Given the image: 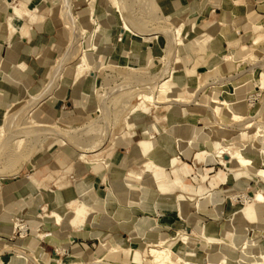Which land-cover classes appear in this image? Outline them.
Wrapping results in <instances>:
<instances>
[{
  "label": "rangeland",
  "instance_id": "rangeland-1",
  "mask_svg": "<svg viewBox=\"0 0 264 264\" xmlns=\"http://www.w3.org/2000/svg\"><path fill=\"white\" fill-rule=\"evenodd\" d=\"M6 1L0 0V10L3 13L5 12L3 14L5 16L8 11L5 5ZM21 1L24 2L26 10L24 14L20 15L21 18L23 17L21 22H24L25 27L28 29L40 30L45 21V23L48 24V28L46 29L49 32L47 36L48 43L44 45L45 47L34 48L32 45L33 39L37 35H34L32 39L30 34H28V42H24L27 47L26 50L24 52L19 51L15 58L8 59L7 53L8 50L12 48V44L10 39L7 40L6 37L2 36L4 34L0 32V84L3 83L2 86L0 85V89H3L5 85V87L7 86V90L10 86V88L18 91L20 94L18 99L15 97H10V99L4 95L2 96L0 93V126H2L0 134V189L2 186L6 185L12 186L14 182H18L17 184L20 185L25 182H32L37 187H46V197L48 198V201H45L46 203L54 202L55 204H61L60 201L62 198L64 199L61 193L66 191L64 190L65 188L68 187V189L74 190L75 185L77 187L78 183L88 181L93 187L92 191L94 198L99 200L97 205L98 210L104 212L103 201L107 189L110 187L108 181L109 177H111L112 170L116 169L120 171L121 175L124 177L126 173L120 166H116L118 164L114 162V158L118 156H123L125 158L127 154H132L133 145L141 139V137L139 138V132L144 128L148 129V125L155 124L158 127L162 113L173 110L177 113L178 111H182L183 107L190 109L183 114V118H186V120L192 123L194 126V133L199 132L204 125H208L211 128L209 138L220 139L221 141H219V144H222V142L229 144L244 142L238 136L240 127L229 119L227 110L226 112L223 110V113L220 112L221 115L219 118L216 117V120L222 123V125H217L215 124V118L211 115V111L207 106L211 104L210 89L207 84L223 76L216 72H206L191 78V83L189 82L185 87H178L174 82L173 75L176 69V63L181 61L185 52H189L192 48L185 50L180 44L170 43V39L173 36L172 23L180 22H177L164 12L165 6L163 0H119L118 2L129 26L137 31L145 33L149 31L157 32L156 37L153 38L159 36L157 44L150 49H146V54L141 58L142 60L139 59L137 61V64L134 66L135 68L113 66H106L103 68V65L112 63V60H116L123 64L127 58H118L114 53L112 55L110 50H104L100 55H95L94 51L86 50L92 42L100 47L105 44H117L120 47H126L124 42L131 34L122 36L121 41L117 40L119 38L118 28L120 26V20L115 5L111 4L112 0H93V2H91L92 0H60L54 3L45 2L44 6H41L42 8L37 7L36 17L32 21L27 19L26 16H34L35 8L39 0H33L31 5L24 0ZM42 9L49 12L52 19L46 18L44 20L40 18L39 15L42 14ZM92 17L94 20H92ZM1 20L2 25H4L5 18ZM96 22L99 23L100 27L94 36H91V32L97 25ZM6 23L8 25L7 19ZM64 25L69 29L70 34ZM81 29H85L86 31ZM181 34H183V41L185 43L187 41L189 42V38L185 34L183 27ZM131 37L143 43L142 39L136 38L133 35H131ZM193 44H201L202 46L196 49L195 45V49H192V55H195V51L201 52L205 50V41H201L200 39ZM81 49L86 50L87 54L93 56L92 61L97 65V70L92 73V77L91 73H88L84 77L74 80L75 66ZM252 55H255V58L252 60L264 59V55H258L256 53H252ZM252 60L248 57L245 58L240 69H245L246 65L250 64ZM6 63L8 64L7 68L5 67ZM19 64H22V66H19ZM57 64H61L62 66L58 68L59 70L54 69ZM54 70L58 74H56ZM8 73L11 74L10 80L7 75ZM51 76H53V78ZM50 78L54 84H51L49 95L44 97V90ZM167 78H169L170 81L168 83H163ZM157 85L166 89L165 96L161 99L160 103L156 104L152 101H144L137 98V93L139 92L151 93L153 96L157 95ZM199 85L202 88L196 91ZM227 86L232 87L229 84ZM227 86L221 90L213 89V91L218 92L217 95H220L221 98H225L228 94H225L223 91L229 92L226 90ZM186 89L189 94L185 93ZM249 89L248 87L245 91ZM236 91H239V89ZM101 94L104 95V99L102 100L101 96H99ZM36 95H39L40 98L42 96L43 98H41V100L40 98L34 100L37 104L32 108L31 113L28 114V105H30L31 101L33 102L32 97ZM75 95H78L79 100V106L77 104V107H75L72 101ZM258 95L259 96L256 97L257 100L254 101L252 106H248V101L241 102L249 109L247 113H242L243 115L250 116L256 114L264 101V90ZM62 98L63 100L61 103L57 104L58 99ZM217 99L218 97H215V100ZM168 100H171V102ZM172 100L178 101L173 103ZM95 106H97V110L94 108ZM133 107L137 109L132 110ZM84 108L88 109L86 113L83 112ZM176 110L178 111L176 112ZM62 111H65V113H62ZM77 111L84 114L78 115L76 113ZM190 111L194 112V116L189 115L188 112ZM244 111L246 110L244 109ZM255 119L257 121H264V111L261 115H257ZM127 121L133 123L130 129L127 128ZM37 122L45 126H39ZM53 126L57 128L55 132L50 129ZM47 129L49 131H47ZM252 130L253 128L248 129L249 134L252 133ZM220 131L221 133H219ZM149 134L152 136V138H150L151 141H154V145L158 146L157 138L159 133H155L152 129V132ZM202 141L203 140L200 139L199 143L202 144ZM194 142H196V140ZM86 143H99V149L95 153L93 151L87 153L85 159H89L88 161L83 158L79 159L78 155L80 153L78 145ZM259 146L258 141L250 140V143L242 152L249 158L256 157ZM149 148L151 149V146H149L147 150ZM203 149L205 150L206 148L200 145V150ZM174 159L176 158H173V160ZM151 160H153V154ZM198 166L204 165L199 164L197 167ZM227 166L229 167V165ZM262 167L264 168V165L260 163L253 165V168L250 169L253 177L249 179L244 188L230 189L228 192H224V195L221 194L224 201H222L223 212L220 215H217L213 210L214 204L210 202L209 196L211 191H207L208 189L197 196L185 194L187 202L191 205L197 204L198 201H204V205L202 206L203 209L201 208L202 211L200 208L197 209L193 207L190 209L191 213H193V217L198 222L197 224L199 225L202 220L205 219L214 222V224L218 226L233 209L243 206L244 200H242V196L235 197V199H233L234 201L231 200V196L241 193L252 196L253 190L264 187V182L261 181L257 175L252 173L255 168ZM221 168L228 172L226 166ZM243 168L248 169L249 167L243 166ZM38 169L40 171L34 174ZM63 169H66V172L63 173ZM65 173H69L71 177L65 178V175H68ZM146 174L149 173L146 172ZM212 174L214 173H211V175ZM130 179L133 180L132 177ZM68 180H70V182ZM187 182L194 183L195 185V182L190 179H188ZM222 186L223 185H221V187ZM124 187L125 185L122 181L120 190H124ZM110 192L113 193V191L109 190V194ZM138 195V192L135 193L136 200ZM135 198L131 197L128 198V200H133ZM109 199L110 205L114 210L121 208L113 196ZM118 199L120 203V195ZM121 199L124 200V197H121ZM126 201L127 199L123 203L127 204L125 203ZM262 205L260 209L261 212L264 213V203H262ZM50 210V206H47L45 213L48 214ZM67 210H70V208H67ZM116 214L117 211L114 213V217L118 218ZM0 215L3 217L7 216L5 218L8 219L9 223L14 224L18 220H20L21 223H24L23 219L28 220L26 213L23 214V219L7 211L1 212ZM99 215L101 217L104 215L102 218L103 223L109 222V215V217L104 213ZM142 216L147 215L137 213L132 220L137 221L138 218ZM262 222L264 223V221ZM120 225L123 227V224L120 223ZM261 225L264 224L250 223L245 227L246 236L256 232L254 242L257 243L258 247L264 244V230H262V233L259 231ZM188 226L189 230H191V226ZM41 228L42 227L37 228L38 234L42 233ZM119 228L120 229L116 230L121 234L122 228ZM123 228L128 229L127 224ZM71 229L75 230V227ZM184 230L187 231L184 226L177 230H171V232H169L170 235H167L168 240H171L172 237H176L177 233H181ZM37 232H34V234ZM259 234L261 236L258 237ZM24 236H30L27 227L26 232L22 233V237ZM18 237H20V235L17 231L14 232L13 229L8 239V242H10L9 244L13 246L12 243L16 241ZM150 237L152 238L153 236L151 235ZM230 237L231 233L227 236V239L230 240ZM37 240V238L34 239V242H37ZM106 240L107 239L103 240V243H106V245L100 251L98 250V246L101 239L99 241L96 240L94 244L88 245L86 249L81 246L83 252L77 259L73 258L72 255H65L67 259L62 260L60 259L61 254L55 257L47 256L45 260L43 259V262L44 264H54L52 261L60 259L62 263H69L73 260L87 263L92 261L94 257H102L104 261L110 264H130L133 253L137 251L142 256L140 264H150L147 255L146 237L140 236L138 240L131 239V242L127 243L126 247H122L125 250L112 249V251L108 250V246L110 245ZM241 246L242 242L239 239L237 243L234 241V243L228 245L226 248L227 250L225 249L223 252L227 257L236 259L239 257ZM173 250L186 251L191 249L188 247L185 248V245L178 244L173 246ZM2 251V254L8 253H6V251H8L6 249ZM74 252L75 250L70 251L69 255ZM63 253L67 252L64 251ZM194 253L195 255L197 253L196 259L199 261L202 251L195 250ZM220 256L221 254L219 253L210 256L211 262L217 263ZM137 257L136 253L135 260ZM192 258L194 259V257ZM49 260L50 262H48ZM0 264H2L1 261ZM26 264L28 263L26 262ZM33 264H36V262H33Z\"/></svg>",
  "mask_w": 264,
  "mask_h": 264
},
{
  "label": "crops",
  "instance_id": "crops-1",
  "mask_svg": "<svg viewBox=\"0 0 264 264\" xmlns=\"http://www.w3.org/2000/svg\"><path fill=\"white\" fill-rule=\"evenodd\" d=\"M24 1L29 5H31L33 2V0ZM57 1L60 0H39L35 8L34 16H26V18L32 21L36 17L37 7H43L45 2L54 3ZM163 3L165 6L164 12L177 22L183 24L184 32L189 38L190 43H194L200 39L201 41H205L204 51H195V55H192L191 49L189 52H185V55L182 57L181 61L176 63L173 80L177 86L185 87L190 81H192L190 80L191 78L206 72H216L219 75L224 76L223 78H229L238 74L234 79L233 86H227L226 90L229 92H223L225 94L227 93L229 98L232 97L238 99L240 101L239 104L243 107L241 112L247 113L249 109L241 102L248 101V97L251 94H256V91L260 93L264 90L255 87V82L257 79H263L264 75L259 74L258 77L252 75V70L249 69V64L246 65V70H244L242 73H240L239 70L244 63L245 58L248 57L250 60L255 58V55H252V53L264 55V0H163ZM7 9L8 11L6 12V16L3 15L5 12L3 13L0 10V32L4 34L2 36L6 37L7 40L10 39L12 44V48L9 49L7 53L8 59L15 58L19 51L24 52L26 50L27 47L24 42H28V34H30L32 39L34 35H37V38H34L35 41L33 39L32 45L34 48L45 47L44 45L48 43L47 36L49 32L46 30L48 28V24L44 21V25L40 30H33L31 28L28 29L25 27L24 22H20L22 30L9 28L6 23V19L12 13V11L9 8ZM41 12L42 14L39 15L40 18H43L44 20L46 18L52 19V16L49 12L43 9ZM235 14L241 15L243 18L236 28L229 26L228 22L229 19ZM4 18L5 23L2 25L1 19ZM92 20H94L93 17ZM254 26H256V29ZM64 27L69 33V29L65 25ZM96 32L92 31L90 35L94 36ZM158 37L151 39L149 42L145 39H142L143 43H140L137 41V39L131 37L130 35L124 42L126 47H120L117 44H105L102 47L97 46V44L93 42L91 44L96 46V51H94L95 55H100L104 50H110L111 54L113 55L114 53L118 58H127L123 64L116 60H112V63L103 65V68L106 66L125 68L128 67L129 64L136 65L139 59L142 60L141 58H143L144 54H146V49H150L152 46L157 44ZM201 46L202 45L199 44L196 45L195 48L199 49ZM19 66H22V64H19ZM5 67H8L7 63L5 64ZM7 75L10 80L11 74L8 73ZM92 76L93 75L91 74V77ZM2 84L0 85L2 86ZM246 86L250 88L247 91H245V89L248 88ZM6 87L4 85V88L0 89L2 96L4 95L7 98L15 97L17 99L20 97L18 91H15L9 86L7 90L10 92H8ZM237 89H239V91H236ZM185 93L189 94L187 89ZM209 93L214 97H218V99H224L221 98L220 95H217L218 92L212 93L210 90ZM62 100L63 98L58 99L57 104L61 103ZM72 101L75 107H77V104L79 106L78 95H75L72 98ZM214 106H216L221 113H223V110L226 112L225 106H220L219 104H214ZM94 108L97 110V106ZM244 109L246 111H244ZM188 110L190 109L183 107L182 111L176 110V112L178 111L177 113H175L174 110L166 111L161 114V121L160 124H158V127L155 124L148 125V129L144 128L141 132H139V134L143 132L151 133L153 129L155 133H159L157 138L158 146H155L154 141H151V139L150 142L152 143V149L154 150L153 161L159 166L160 172L155 173L154 167L149 165L151 163L150 160H146V157L140 154L138 149V143L140 139L133 145L132 154H127L125 158L123 156L114 158V162L118 164L116 166H120V168L126 172L125 177L123 176V183L125 185L124 190L115 192V197L117 198L118 204L121 208L114 210L112 206L108 207L105 196L103 201L104 212H100L97 208L99 200L94 198L93 194L91 195L92 200L89 206L92 210L98 212L99 214H105L106 211H113L115 213L117 211V220L109 219L108 223H103V219L101 217L97 222H92L90 219H84L82 222L79 221L78 224L75 223L70 210H67V208L71 209V207L80 199V194L76 188V185L74 190L68 189V187L64 189L66 191L61 193L64 197V199L62 198L60 201L61 204H55L54 202L46 203L45 201H48V198L46 197V187H37L32 182H25L24 184L22 183L23 185L17 184L18 182H14L12 186H2L0 189V213L7 211L13 215H18L20 218H22L23 214L26 213L28 217V220L22 219L30 236L18 237V239L12 243L13 246L24 247V249H22L26 254L29 253L28 255L32 257L36 256V261H38L39 264H44L43 259L45 260V257L47 256L54 257L55 250L59 255L62 254L60 256V259L62 260L67 259L65 255H72L73 258L77 259L83 252L81 246L86 249L88 245L94 244L96 240L99 241L100 239L101 241L98 246L99 251L106 245V243H104V246H101V244H103V240L105 239H107L106 241L110 245L108 246V250H125L122 247H126L127 243L131 242L130 240L136 236V227L138 226H141L143 230L142 236L144 238L146 237V244L148 240H165L168 239L167 235H170L169 232H171V230H177L182 226H184L185 229H189L188 225L190 224L181 215L182 211H185L188 215L190 214L195 220L190 209L193 207L201 209L204 205L203 201H199L197 204L191 205L187 202L185 194L197 196L207 189V191H211L209 196L210 202L214 204L213 210L217 215H220L223 212L222 201H224V199L221 197V194L224 195V192H228L230 189L244 188L249 179H252L253 177L250 172V169L253 168V165L257 163H260L261 165L264 164L257 154L256 157H251L252 165L249 166L248 169L241 167L238 162H236L234 159H231L229 154L223 155L226 165L220 163L219 158L215 156H209L204 159L197 158L196 153L200 151V145L206 149H210L211 144H219V142H217V140H203V143L201 144L199 143L200 139H198L196 142L193 141L190 143L188 141L190 137L188 134H184L183 137H180L175 133L174 128L176 124L188 123L192 125V123L186 120V118H183V114H185V112ZM86 111H88V109L84 108L83 112L86 113ZM62 113H65V111H62ZM76 113L78 115L84 114L80 111H77ZM188 113L190 116H194V112L190 111ZM127 124L128 129L133 126V123L130 121H127L126 125ZM219 133H221V131ZM161 135H164V138H160ZM173 158H176L177 160L174 165H172ZM110 164L113 166L111 162ZM199 164L204 166L197 167ZM183 165H185L187 174L181 176L179 175V169L183 168ZM227 165H229V167ZM223 166H226L228 172L221 168ZM39 171V169L36 170L34 174L38 173ZM62 172H66V169H63ZM146 172L149 174H146ZM211 173L214 174L211 175ZM65 174H68L65 175V178L71 177L69 173ZM131 177L133 180L130 179ZM142 177L148 180V183L141 187L140 178ZM188 179L195 182V185L194 183H188ZM68 181L70 182V180ZM221 185L223 186L221 187ZM137 192L139 193V197L137 196L138 201L135 198V193ZM106 193L109 194V192ZM110 195H114V192L110 193ZM119 195L120 203L118 199ZM121 197H124V200H122ZM131 197L135 199L128 200V198ZM125 198L127 199L125 202L127 204L123 203L126 200ZM213 198H215L214 201ZM180 202H182L184 205H182ZM43 206L46 207V210L47 206H50V212L54 211L61 215V221L56 222L53 217H39V212L46 216H48L50 213L49 212L46 214L45 212L41 211ZM262 206V204H255L252 202L251 210L253 214H251V216L247 215V210L245 207H243V209H245L239 214L240 220L237 227L243 228L250 223L264 224L262 222L263 220L261 219L264 216V213L261 212L260 209ZM137 213H142L147 216H142L138 218L137 221L132 220L135 218V214ZM5 217L7 216L3 217L0 215V261L2 264H26V262L28 264H33L31 259L23 260L21 258L14 263L13 251H6V253L8 252L7 254H2V250H4L3 247L5 245H10L8 239L15 226L14 223H9L8 219ZM140 220H144V222L142 223ZM119 221L123 223V227L127 224L128 229L123 228ZM222 223L216 226L214 222L203 219L199 225L197 224V226H199L201 229L211 231L212 234H217L218 228ZM190 226L192 228V225ZM39 227H42V233L40 234L37 232V228ZM74 227L75 230H72L71 228ZM119 227L122 228L121 234H119V232L116 230L120 229ZM34 232L37 233L34 234ZM260 234L258 237L261 236ZM151 235L153 236L152 238L150 237ZM248 237H251V235ZM36 238L38 240L37 242H34V239ZM138 239H140V236L134 240ZM239 239L241 240L240 237L236 238L235 242L237 243V240ZM119 245L121 248H119ZM59 248H63L62 253L58 251ZM74 250L75 252L69 255V252ZM195 250L198 251L200 249L196 248ZM195 250L190 251L194 253ZM64 251L67 253H63ZM136 253L138 257L135 260ZM195 256L197 257V253ZM101 258L94 257L93 260ZM60 259H56L52 262L54 264L58 261L61 262ZM141 260L142 256L140 253L135 251L132 255L130 264H140ZM48 262H50V260ZM73 262L77 264H83V262H77L74 260L69 263Z\"/></svg>",
  "mask_w": 264,
  "mask_h": 264
},
{
  "label": "bare ground",
  "instance_id": "bare-ground-1",
  "mask_svg": "<svg viewBox=\"0 0 264 264\" xmlns=\"http://www.w3.org/2000/svg\"><path fill=\"white\" fill-rule=\"evenodd\" d=\"M91 2H93V0ZM118 2H119V0H112V4L115 5V8L118 11V17L120 20V26L118 28L119 38L117 40L121 41V37L126 35V34H131L135 37L145 39L148 42L151 41V39L153 37H156L157 32L149 31V32L145 33V32H141V31H137L134 28H132L131 26H129V24L127 23V20L125 19L124 15L121 11L120 6L118 5ZM5 5L7 6V8H9L12 11V13L7 17L8 26L10 28H14L15 30L16 29L22 30V27L20 24V22H21L20 15L24 14L26 11L25 7H24V2L21 0H11V1H6ZM92 9H93V7H92ZM242 19L243 18L241 15H236V14L233 15L228 21L229 26L236 28L238 26V24L242 21ZM96 24L97 25H96L95 29L93 30L94 32H96L100 27V25L97 22H96ZM172 24H173V36L170 39V43H175L177 45L180 44L181 46H183V49H185V50L186 49L189 50L190 48L193 49L196 44L190 43L188 41L185 43L183 41V38H182L183 34H181L183 24L182 23H175V22ZM254 28L256 29V26H254ZM95 48H96V46L94 44H90V46L86 50L96 51ZM86 50L81 49V52L79 53V56H78L79 58H78V61L76 63V66H75L74 80L80 79L81 77H84L88 73L92 74L97 70V65L92 61L93 56L90 54H87ZM225 58H227V57H225ZM263 58H264V56H263ZM134 66H135L134 64H131V65L129 64L128 67H125V68H135ZM249 66H250L249 69L252 70V75H254L255 77H258L259 74L264 75V59L263 60H259V59L252 60L249 64ZM60 67H62L61 64H57L56 67H54V69H58ZM58 70H57V72H58ZM244 70H246V69H242V70L240 69L239 71H240V73H242ZM250 70H249V72H250ZM54 72H55V70H54ZM56 74H58V73H56ZM236 76H231L229 78H223L224 76L218 77L215 80L209 82L207 84V86H209L208 88L211 90L212 93H216V91H213V89L221 90L222 88L226 87L228 84L233 86L234 79L236 78ZM51 77L53 78V76H51ZM48 80H50V81L49 82L47 81L48 84H47L46 89L44 90V93H45L44 97L49 95V92L51 91L50 87L54 84V83H52L51 78ZM169 81H170V79L167 78L166 80H164L163 83H168ZM263 85H264V78L263 79H257V81L255 82V87H257L258 89H261V90L264 89ZM156 88H157L156 89L157 95L153 96L151 93L147 94V93L139 92V93H137V98L144 100V101H152L153 103H156V104L160 103L161 99H163L165 96L166 89L164 87H159L158 85L156 86ZM201 88L202 87H200V85L197 86L196 91H199ZM258 94H259V92L256 91V94H253L251 96L248 106H252L254 104V101H255ZM99 96H101V100L104 99L103 94H101ZM38 98H40L39 95L32 97L33 102L31 101L30 105H28V108H29L28 114L31 113L32 108L35 107V104H37L34 100L38 99ZM41 98H43V97L41 96ZM41 98H40V100H41ZM168 101L171 102V100H168ZM177 101L178 100H172L173 103H176ZM239 102L240 101L238 99H235L232 97L229 98V95H227L223 100H221V99L215 100V97L211 94V104H208L207 106H208L209 110L211 111V114L215 118V124H217V125H222V123L219 120H216V117L219 118L221 114H220V111L218 110V108L216 106H214V104H212V103L219 104L220 106H225V109L229 113V119L234 121V124H236L238 127H240V132L238 133V136L244 142L237 143L238 145L232 144V143H230V144L229 143H223V142H222V144H211L210 149H205V150L203 149V150H200L199 152H197L196 153L197 158L204 159V158H207L209 156H213V157L215 156V157L219 158L220 163L226 165V162L223 159L224 158L223 155L229 154L231 159H234L236 162H238V164H240L241 167H243V166L249 167L250 165H252V160H251V158L245 156L242 151H243V149H245L248 146V144L250 143V140H252V141L256 140L259 142V145H260L257 149V154L260 157L261 161H263V164H264V121H257L255 119L257 115H261L262 112L264 111V101L262 102L259 110H257L256 114L250 115V116H245L242 114V112H240V110L243 107L239 104ZM135 109H137V108L133 107L132 110H135ZM37 125L42 126L43 124L37 122ZM43 126H45V125H43ZM55 127L56 126L51 127L50 128L51 131L55 132L57 129ZM249 128H253L252 133H250V134L248 131ZM1 131H2V126H0V134H1ZM47 131H49V130L47 129ZM174 131L180 137H183L184 134H188L190 136L188 139V141L190 143L195 141V140H198V139L209 140V141L217 140V142L221 141L220 139L218 140V139L209 138V135L211 134V128L208 125H204L203 127H201L199 132L194 133L193 132L194 131L193 125L188 124V123L176 124ZM140 137H141V139H140V143L138 146L140 154L145 156L146 160L150 159L151 163L149 165H152L154 167L155 173L160 172L159 166L157 164H155L153 160H151L152 154L154 153V150L152 149V143L150 142V138H152V136L149 134V132H143V133H140ZM161 137L164 138V135H161L160 138ZM247 140H249V141H247ZM2 143H3V141H2ZM98 144L99 143H97V144L86 143V144L78 145V147L80 148V153L78 154L79 159L80 158L85 159L88 152L93 151L95 153L99 149ZM149 146H151V149L149 148L147 150V148ZM85 160L88 161L89 159L86 158ZM176 161H177L176 159L172 160V165H174ZM179 171H180L179 175H181V176H184L187 174L185 165H183V168L179 169ZM252 173L254 175H257V177L261 181L264 182V168L263 167L255 169ZM123 179H124V177L121 175L120 171H118L116 169L112 170L111 177H109V181H108V184L112 189L109 187L107 189V192H109V190L113 191L114 195H110V194L106 193V199H107L108 207H111L110 199H109L110 197L113 196L117 200V198L115 197V192L120 191L121 183H122V181H124ZM146 183H148V180L144 179L143 177L140 178V186L141 187ZM183 187H184V185H183ZM76 188L80 194V199L70 209L73 220L77 224L79 221L82 222L84 219H86V220L90 219L92 222H97L101 218V216L99 215L98 212H95L89 206L90 202L92 200L91 195L93 194L92 185L88 181H86V182L82 181V182L77 184ZM237 196L243 197L242 200H244V205L241 207H238L236 209H233L226 216L224 222L218 228L217 234H212L211 231L199 228V226H197V222L192 218V216L190 214L189 215L186 214L185 211H182L181 215L188 221V223L190 225H192V229L191 230L187 229V231L184 230L181 233H177V236L172 238L171 240H168V239L167 240H161V239L148 240L146 246H147V255H148L150 264H264V244H262L261 246L258 247L257 243L254 242L255 241L254 238L256 237V232L252 233L251 237H248L245 234V229H246L245 227L246 226L243 228L237 227L239 224V220H240L239 214L241 211H244V209L246 208L247 215L251 216V214H253L252 210H251L252 209L251 203L252 202L255 204L256 203L257 204L264 203V187H259V188H256L255 190H253L252 196H247L244 193L232 195L231 200L235 199V197H237ZM214 200H215V198H213V201ZM117 202H118V200H117ZM180 203L182 205H184L182 202H180ZM243 207H245V208L243 209ZM41 211L45 212L46 207L43 206L41 208ZM250 211H251V213H250ZM114 213L115 212H112V211H106L105 214L107 216L109 215L110 219L117 220V218L114 217ZM38 215L40 217H53L56 220V222H60L62 219V216L59 215L58 213L54 212V211H52L48 216L43 215L41 212H39ZM103 216H102V218H103ZM256 217H257V215H256ZM261 219L264 221V216ZM140 221L142 223L144 222V220H140ZM120 223L123 224L122 222H120ZM15 226H19L22 230H24L26 228V225L24 223L19 222V220L17 222H15ZM260 227H261V229H259V231L261 232V230L264 229V225H261ZM142 233H143V230H142L141 226L136 227V236H134L133 239L138 238V236H142ZM230 233H231V237L229 240V239H227V236ZM238 237L241 238V242H242V246L240 247V255L236 259H231V258L227 257L223 251L227 248L228 245L234 243L235 239ZM178 244L179 245H181V244L185 245V248L188 247L191 250L195 249V247L196 248L199 247L198 248V249H200L199 251H202L201 256H200L201 259H199V261H198L196 259L195 254L193 252H191L190 250L174 251L175 248L173 250V246L178 245ZM101 246H104V243L101 244ZM3 248H4V250L6 249L8 251H13V253H14L13 262L14 263L17 262L18 259L21 258L23 260L31 259L32 262H36V264H39L38 261H36V258L34 256L33 257L29 256L28 254H26L24 252V250H23L24 247H22V246L14 247L11 245H5ZM119 248H121L120 245H119ZM62 249L63 248H61V249L59 248L58 251L62 253V251H63ZM217 253L221 254V256L218 258L217 263L211 262L210 256H213ZM192 257H194V259ZM55 264H64V263L58 261ZM67 264H77V263L73 262V263H67ZM83 264H110V263H108L107 261H104L103 258H101V259H96V260H93L92 262L83 263Z\"/></svg>",
  "mask_w": 264,
  "mask_h": 264
},
{
  "label": "built area",
  "instance_id": "built-area-1",
  "mask_svg": "<svg viewBox=\"0 0 264 264\" xmlns=\"http://www.w3.org/2000/svg\"><path fill=\"white\" fill-rule=\"evenodd\" d=\"M255 94V93H254ZM253 94H251L249 97H248V102H249V100H250V98H251V96H252ZM258 96V95H257ZM256 100V99H255ZM19 222H21L20 220H19ZM14 232L15 231H17L18 232V234L20 235V236H22V233L23 232H26V228L24 229V230H22L19 226H14ZM56 255H59L57 252H56V250H55V253H54V257L56 256Z\"/></svg>",
  "mask_w": 264,
  "mask_h": 264
}]
</instances>
